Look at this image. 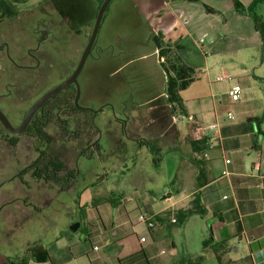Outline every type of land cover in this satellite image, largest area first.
<instances>
[{"label": "rangeland", "instance_id": "rangeland-1", "mask_svg": "<svg viewBox=\"0 0 264 264\" xmlns=\"http://www.w3.org/2000/svg\"><path fill=\"white\" fill-rule=\"evenodd\" d=\"M18 1L15 6L17 9L16 18L11 21H0V43L9 42L11 54L15 57L23 56L28 48L35 47L33 31L29 28V16L33 17V21H37L41 17L53 15L54 12L63 9L78 17L80 21V39L75 43L76 47L74 46L75 55H73L72 37L69 41L65 33H60V36L53 34L49 41L41 47L42 64L37 71L19 69L5 59L4 53H0V85L7 81H23L27 83L26 95H30L31 92L33 94L40 91L44 93L69 77L77 68L92 34L98 10L104 0ZM151 1L113 0L110 3L103 17L93 52L81 74V80L85 85L84 98L81 102L97 111L95 121L101 129L103 151L95 153L92 158L87 159L82 157L88 151V145L85 142H76L69 146L65 151L67 163L72 170H79L78 179L69 191L62 192L54 183L36 179L32 173L24 174L23 177L13 180L11 184L5 185L1 190V194L8 193L16 204L13 206L14 209L7 222L6 235L3 234V224L0 221V263L4 258L17 260L24 257L27 249L36 244L52 252L56 258L54 264H91L90 260L93 261V254L99 253L97 250L91 251V244L101 246V253L110 257L111 251L104 247L106 244L104 228L109 232L112 222L120 224L127 220L128 226L124 232H130V222L135 225L140 212L146 213L149 206H153L156 202L163 203V195L167 194V191L172 187L173 171L179 160H182L180 171L181 168H184L181 166L185 163V156L181 152L174 151L168 146H155V149L158 147L159 150H162L158 157L154 156L151 150L150 144L153 139L157 138L159 132V122L162 127L172 121L170 109L156 112L154 114L156 118L152 113L148 114L149 110L147 109L151 108V104L146 106L147 112L139 109H136V112L133 111V108L137 107L138 98L130 99L126 91L130 84H137L130 83L131 66L118 77L120 86H117L118 92L117 89L111 91V82L107 79L105 53L109 52L110 46L125 48L124 51H118L120 53L117 59L118 64L136 60L143 54H150L155 50L152 38L159 31V24L153 17L150 18L152 16L150 10H159L163 3L162 0ZM223 1L218 0L221 6H224ZM215 2L214 0H205L204 3H198L200 9L194 11L193 25H200L201 12L206 11L205 5L215 7ZM136 10H140L141 18L136 16ZM115 12L118 13L117 17H115ZM226 16L229 18V23L224 25L225 28L222 32L225 36L223 49L217 48L209 51V59L212 63H217V69L228 72L230 78L226 81H215V84L211 81L212 89L215 92H222L226 90L227 86L239 85L242 88L241 96L246 91L248 99L242 105L228 106L226 114L232 112L237 117L242 111H247L248 114L258 115L259 125L264 129V55L262 47L243 42L239 48L240 44H233L237 41L236 35L229 32V27H231L229 25L233 20L230 15ZM55 20V18L42 19L41 25L47 23V26H50L51 22ZM61 38H65L64 44L58 48L55 44ZM152 61L153 58H150L143 65L148 64L149 66ZM211 67L215 66L212 64ZM123 79L126 81H122ZM113 83L115 85V82ZM109 93L122 94L123 96L122 99H118L110 97L112 95ZM121 103L123 107H121ZM27 105L21 103L20 108H25ZM101 108H103L102 112H100ZM129 110L131 115L137 119L140 118V113L143 116L146 114L142 123H148V125H144L145 135H142L144 138L143 151L137 156L136 153L140 147L128 139L127 135L121 137V132L114 130L117 127L115 119L119 118L118 120L125 123L126 117L122 112ZM176 124L182 132L181 140L183 141L185 137L186 140H189L191 136L188 135L190 125L188 118L179 116ZM48 129L53 133L57 127ZM128 133L134 136L131 131ZM175 136L172 128L166 134V138L169 139ZM19 140L21 143L17 147L16 162L13 160L9 165H6V174L8 175L0 176V184L13 175L14 168L17 170L29 168L38 156L36 149L39 144L34 138L26 135ZM185 148V144L178 146L182 152L185 151ZM56 150L58 148L55 147L51 153H55ZM121 151H124V154H120ZM125 157L130 160L126 161ZM132 159L135 160L134 165ZM124 163L129 165L130 171L124 169ZM188 166H191L190 163H187ZM192 168L195 169L193 164ZM111 197H114L116 202H120L121 205L113 206L112 203L107 202ZM100 217L102 220H99ZM75 224H79V228L72 231L71 226ZM99 229L102 235L93 236L94 232ZM177 235L176 238L181 239L182 233ZM133 237H128L127 241L138 240L136 235ZM80 252H85V254H81L83 256L71 262L72 254L76 257ZM87 252L91 259L87 257ZM186 253L187 251H182V254Z\"/></svg>", "mask_w": 264, "mask_h": 264}, {"label": "crops", "instance_id": "crops-1", "mask_svg": "<svg viewBox=\"0 0 264 264\" xmlns=\"http://www.w3.org/2000/svg\"><path fill=\"white\" fill-rule=\"evenodd\" d=\"M214 1L216 6L210 7L216 12H201L199 26L193 25L194 11L200 9L195 2L162 0V8L156 11L150 10L152 13L150 18L153 17L159 24L156 35L162 34L165 42L181 46L178 54L187 66L195 69L196 80L180 92L190 116L188 135L191 137L189 140H186V137L183 141L181 140L182 132L177 127V118L172 117V121L165 126L161 127L159 122L157 138L153 139L155 143L152 141L150 144L151 146H168L174 151L181 152L185 156V158L183 156L185 163L181 166L184 167L181 171L182 160L176 163L172 187L167 194L163 195V203L156 202L153 206H149L146 213L162 215L169 211L185 209L198 199L206 209V214L190 217L181 228L173 226L169 219H164L163 222L158 221L153 230H144L141 234L147 237L145 243H141L138 235H136L138 240L127 241L128 237L135 235L134 227L137 222L135 225L130 222L131 229L128 233L124 232L128 226L127 220L120 224L112 222L111 231L108 232L106 228L103 231L106 243L104 247L111 251L110 257L101 253V246L91 244V251L99 252L96 255L93 254L91 264H175L182 257V251H187L194 256L203 255V264H264V129L257 121L259 116L248 114L247 111H242L233 119L228 118L225 112L227 107L242 105L248 99V95L245 91L241 99L233 103L228 96L230 86L222 92L213 91L212 84L216 83L215 78L225 75L229 79L230 74L217 69V63H212L209 59V51L223 49L225 36L222 32L224 25L229 23L227 14L233 20L229 25L231 26L229 32L237 37V41L233 44H240L239 48L243 42L262 47V42L250 17L235 11L233 0H224V6H221L218 0ZM240 1L248 6L254 0ZM139 14L140 10H136V16L141 18ZM154 49L150 54H143L136 60L121 64L117 63L120 54L118 51H124L125 48L110 46L109 52L105 53V67L107 79L111 82V91L116 89L117 92L119 91L118 77L128 67H132L130 83L137 84H130L126 91L130 99L138 98L137 107L133 108L135 112L136 109L146 112L149 110V114V112L156 113L169 108L166 103L167 76L161 66L164 59L160 58L158 50ZM150 58H153L152 63L149 66L143 65ZM212 64L215 67L212 68ZM109 95L118 99H122L123 96L110 93ZM149 104L152 106L146 110ZM109 107H111L110 104ZM121 107H123L122 103ZM122 114L125 115L126 122L116 118L117 127L114 130L120 131L121 137L127 135L128 139L140 147L136 153L137 156L143 151L142 135H145L144 125L148 123L142 122L146 114L143 116L140 113L139 119L133 117L130 110ZM210 125H216V129H208ZM197 127H201L200 135L196 132ZM171 128L176 136L169 139L166 138V134ZM128 131H131L134 136L129 135ZM176 131L179 133L178 136ZM202 139L208 140L207 150L201 154L194 153L190 141ZM183 144L186 148L182 152L178 146ZM160 151L162 150L157 147L153 152L154 156L159 157ZM120 154H124V151ZM194 157L202 159L205 163L203 167L207 181L200 189L196 186L198 169L192 162ZM125 158L126 161L130 160L128 157ZM132 163L134 165L135 160ZM187 163L191 166L187 167ZM192 164L195 169L192 168ZM123 167L127 171L131 170L127 163H124ZM117 205L121 203L113 204V206ZM99 220L102 218L100 217ZM180 233H182L181 239L176 238ZM95 235H102L101 230H96L93 236ZM211 235L212 246L204 249L203 242ZM90 238L89 233V240ZM49 253L50 261L45 263L30 261L29 264H54L56 258L50 250ZM81 254L85 252H80L76 257L72 254L71 262L83 256ZM89 255L88 253L87 257L91 259Z\"/></svg>", "mask_w": 264, "mask_h": 264}, {"label": "trees", "instance_id": "trees-1", "mask_svg": "<svg viewBox=\"0 0 264 264\" xmlns=\"http://www.w3.org/2000/svg\"><path fill=\"white\" fill-rule=\"evenodd\" d=\"M195 3H204V0H186ZM18 0H0V20L14 17L17 14L16 4ZM234 9L241 15H247L252 20L255 30L260 35L262 42V51L264 55V0H254L249 6H245L240 0H233ZM208 13H215L216 11L208 5H205ZM153 43L159 51L160 58L164 61L161 63L163 70L167 76L166 83V103L168 104L172 117H185L190 119L186 104L184 103L180 92L187 89L196 80L195 69L187 66L178 50L181 48L179 44H170L164 41L162 34L154 35ZM76 90L75 88H68L60 92L52 99H50L42 108L38 122L58 124L62 122L61 127L55 129L53 133L48 128H31L29 131L32 134L28 135L34 138L39 144L37 147L38 156L29 166L28 170L33 177L39 180H44L48 183H54L62 192L69 191L73 188L78 179V169L72 170L66 160V150L70 145L76 142H85L88 146L82 157L90 159L95 153H101V129L97 125L95 118L96 113L87 109H78L75 105ZM103 108L100 109V112ZM64 114V115H63ZM153 115L155 114L152 113ZM156 118V115H154ZM259 121V120H257ZM68 122V125L65 123ZM156 123V122H155ZM164 125V124H163ZM155 128V126H154ZM178 136V131H176ZM190 144L194 153L201 154L208 147V140H191ZM58 148L55 153L51 151ZM151 150L155 152V145L151 146ZM193 164L198 169V176L196 179V186L198 189L205 186L207 179L205 178V165L202 159L194 157ZM109 202L114 204L116 199L109 198ZM148 214V213H146ZM206 209L201 205L200 201L196 199L192 205L185 209L177 211H169L162 215L154 216L155 223L163 222L164 219L175 218L176 222H172L175 227H182L186 224L188 219L194 215L204 216ZM212 235L203 242V248L206 249L212 246ZM30 260L37 263H45L51 260L49 249L41 246H30L24 257L17 260L4 258L0 264H29ZM203 255H191L189 253L183 254L180 260L175 264H203Z\"/></svg>", "mask_w": 264, "mask_h": 264}, {"label": "flooded vegetation", "instance_id": "flooded-vegetation-1", "mask_svg": "<svg viewBox=\"0 0 264 264\" xmlns=\"http://www.w3.org/2000/svg\"><path fill=\"white\" fill-rule=\"evenodd\" d=\"M15 18H16V16L10 17V18L8 17L5 19H1L0 21H3V20L4 21L5 20L11 21V20H14ZM28 18L30 20L29 28L33 31L32 36H33V39L35 42V47L28 48L26 53L23 54V56L15 57V56H12V54H11L10 43L4 42V41L1 42L0 43V53L5 54V59L7 61H10L19 69H24L27 71L39 70L41 67V64H42V57H43V53L40 51L41 47L47 41H49V39L51 38V36L53 34H57L58 36H60V33L61 34L65 33L66 37L68 38L69 41H70V38L72 37L73 43H74L73 55H75V53H76L75 52L76 51V49H75L76 44L75 43L79 42V39H80V21H79L78 17H75V16L71 15L69 12H66L65 10L62 9V10H58V11L54 12L53 15L50 14V15H47L46 17H41L37 21H33L32 16H29ZM46 18H50V19L55 18L56 20L54 22H51L50 26H47V23H43V24H45L43 26L48 27V28H44L41 25L42 19H46ZM64 39L63 38L59 39L55 45L58 46V48H59L61 45L64 44ZM77 50H78V48H77ZM92 52H93V50H92ZM81 76L82 75H80L78 77V82H79V85L81 88V94H80V98H79V102H78L80 107L75 102L76 97H75L74 102H75V105L78 109H87V110L92 111L93 109L91 108V106H89L87 104L84 105L81 102L82 98H84L83 91L85 92V85L81 80ZM69 77H66V79H64L62 82L67 80ZM61 83H59V84H61ZM89 84H90V82H89ZM26 85H27V83H25L23 81H20V82L7 81V82L2 83L0 85V90H2V91H0V111L6 116V118L8 119V121L10 122V124L13 127H19L23 123V121H24L27 113L31 109V107L36 103L37 100H39L43 95H45L48 92V91H45L44 93H42L40 91V92H37L35 94H33L31 92L30 95H26V90H27V89H25ZM71 87L75 88L76 96H77V85L72 84V85L68 86L66 89L71 88ZM21 103L22 104H28V105L25 108H23V107L20 108ZM42 108L43 107H41L36 112V114L32 118V120L29 123L26 130L24 132H22L21 134H14V133L10 132L6 128V126L0 121V176L1 175H8V174H6V170H7L6 165L7 164L9 165L11 163V161H13V160H14V162H16L17 147L21 143V141L19 139H21V137H23V136L32 134V132L29 131L31 128H34V127H36V128H51L54 126H56L58 128L61 127L62 122H59L57 125L54 123L38 122L37 119L40 118V115L42 113ZM124 121H126V120H124ZM65 125H68V122H66ZM27 173H31L28 170V167L24 168V170H17L16 168H14L13 175L10 174L11 177L9 176V179L4 180L0 184V221H2V224H3L2 230H3L4 235L7 234V230H8L7 229V222L9 221V219L11 217V211H13V209H14L13 206L16 204V202H14V199H12V197L10 195H8V193L3 192V194H1V190L4 188L5 185L11 184L13 182V180H16L17 178H21V177H23L24 174H27Z\"/></svg>", "mask_w": 264, "mask_h": 264}, {"label": "water", "instance_id": "water-1", "mask_svg": "<svg viewBox=\"0 0 264 264\" xmlns=\"http://www.w3.org/2000/svg\"><path fill=\"white\" fill-rule=\"evenodd\" d=\"M112 1L113 0H104L103 3L101 4V6L98 10L96 19H95L94 27H93L89 42H88V44H87V46H86V48H85V50L81 56V59L79 61L77 68L74 70L73 74L67 80H65L64 82H62L61 84H59L55 88L51 89L45 95H43L39 100H37L36 103L31 107V109L27 113L23 123L19 127H13L10 124V122L8 121V119L6 118V116L0 111V121L6 126V128L10 132H12L14 134H21L22 132H24L26 130V128L28 127L29 123L31 122L32 118L36 114V112L41 107H43V105L48 100H50L51 98H53L54 96H56L57 94H59L60 92H62L64 89H66L68 86H70L72 84L77 85V96H76L75 102L79 106L78 102H79V98H80V94H81V88H80V85L78 82V77L82 74L84 67L86 65V62H87L89 56L92 54V50L94 48L96 39L98 37L103 17L105 15V12H106L108 6L110 5V3ZM92 111L97 113V111H94V110H92ZM78 228H79V224H75V225L71 226L72 231H76Z\"/></svg>", "mask_w": 264, "mask_h": 264}, {"label": "built area", "instance_id": "built-area-1", "mask_svg": "<svg viewBox=\"0 0 264 264\" xmlns=\"http://www.w3.org/2000/svg\"><path fill=\"white\" fill-rule=\"evenodd\" d=\"M228 77L225 75H219L215 78L216 82H221L227 80ZM241 93L242 88L239 85H233L228 90V96L231 99L233 103L238 102L241 99ZM228 118L233 119L234 115L232 112L228 113ZM201 127H197L198 130H196L197 134H199ZM208 129L213 130L216 129V125H210L208 126ZM172 222H176V219L173 218ZM156 227V223L154 220V216L148 215L146 213H141L137 218V224L134 227V234L140 236L141 243H145L147 241L146 236H141L143 231H151ZM95 249H98V247H95Z\"/></svg>", "mask_w": 264, "mask_h": 264}]
</instances>
